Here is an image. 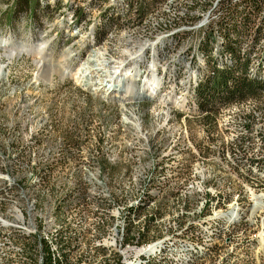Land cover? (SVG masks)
Listing matches in <instances>:
<instances>
[{"label": "bare ground", "instance_id": "obj_1", "mask_svg": "<svg viewBox=\"0 0 264 264\" xmlns=\"http://www.w3.org/2000/svg\"><path fill=\"white\" fill-rule=\"evenodd\" d=\"M165 1L171 4L178 2ZM221 1L217 0L214 7ZM163 3L154 6L153 15L158 13ZM150 14L141 23L131 22L130 25H145ZM134 17L135 13H131L130 20ZM94 26H91L89 35L91 45L78 56L82 60L91 48L101 46L103 41H108L107 38L119 31L115 25L104 40H97ZM210 26L200 27L208 29ZM50 29L53 31V27ZM51 30L44 31L42 38ZM182 32L181 29H175L157 36L154 32V39H149L145 46L139 47L140 51L131 52L119 63L129 62L132 56L133 59L144 56L143 51L149 50L159 41L161 43L155 48L156 57L161 62L166 60L164 65L169 63L171 66L168 74L170 79L175 78L174 73L181 67L180 63L187 61L185 72L190 69L195 73L189 81L184 80L188 81L189 88L183 86L181 81H174L167 88L171 94L174 86L178 89L173 101L169 102L170 108L184 104L186 114H200L208 118L210 124L207 132L215 136L217 127L223 142L215 145L210 143L205 148L191 141L186 134L187 137H182L181 142L178 137L177 142L171 143L168 148L160 144L156 147L148 146V160L141 181H107L104 174L103 141L94 136L95 145L87 147L83 137H88V131L74 133L73 136L69 133L67 141H64L70 151L67 155L63 153V159L80 173L74 181H39L34 172L27 171L23 175L20 171L14 175L1 164L6 158L0 148V264H124V252L136 254L134 264H207L212 260L219 264H233L243 258L244 255L239 257L240 251L246 248L257 251L253 242H237V237L245 233L250 224L258 227L260 223L264 232L262 208H256V201L249 200L247 195L249 187H256V180L264 182V124L258 126L257 117L250 110V106L257 104L255 112L264 118V91L256 98L222 105L209 111L213 113V118L222 120V123H211L212 114L199 110L196 98L197 87L211 73L201 51L203 37L190 36L183 39ZM38 33L41 34L40 31ZM63 34L59 31L47 41L40 40L48 44L46 48L58 51L62 48V40L65 45L72 39L63 38ZM30 37L35 38L36 42L40 41L35 31L30 33ZM30 45L26 48L24 46V49H19V46L1 48L5 51L4 55L10 58L30 55L38 67L37 77L43 74L44 80L49 81L55 76L61 79L74 77L80 87L93 96L97 95V99L115 102L111 99H122L124 93L139 95L130 86L120 93L115 83L108 90H103L101 85H94L101 76L102 66L108 75L112 73L110 62L101 61L98 52L89 54L77 71L72 72V53L53 61L44 57L46 49L39 47L36 50ZM261 45L264 47V41ZM32 50L35 52L31 53ZM148 54L151 57L152 53ZM2 56L0 53V58ZM148 65V71L138 65L132 68L137 69L134 77L143 78L140 86H143L144 91L141 93L142 98H138L141 100L137 102H157L153 98L159 92L156 80L157 77L162 78L164 66L157 63L155 57L154 61H148ZM113 66L116 68L117 64ZM4 68L0 65L2 77ZM185 78L186 75L181 80ZM99 92L103 93L100 95ZM170 96L167 94L159 100L169 99ZM84 118L81 125H86L88 118ZM187 118L184 117V120ZM140 126L137 124L138 129ZM48 132L55 134L51 130ZM41 134L34 132L33 136ZM217 153L222 163L211 160ZM207 167H214L231 184L238 185L240 190L227 188L217 192L216 186L211 184L208 188L215 190V193L209 192L207 199H197L194 203V199L198 198L195 196L197 193L194 185L198 183L199 170ZM233 167L244 172L239 174V180L228 169ZM41 188L43 192H40ZM243 190L245 197L240 195ZM174 204L181 207L180 213L171 210ZM226 234L230 236L223 247ZM259 247L264 249L261 241ZM257 252V259L264 258L261 249ZM248 261L244 263L251 262Z\"/></svg>", "mask_w": 264, "mask_h": 264}, {"label": "rangeland", "instance_id": "obj_2", "mask_svg": "<svg viewBox=\"0 0 264 264\" xmlns=\"http://www.w3.org/2000/svg\"><path fill=\"white\" fill-rule=\"evenodd\" d=\"M44 1L47 2L46 7ZM203 1L178 0L171 4L160 0L154 4L157 6L164 2L158 13L153 15L151 10L146 15L147 17L152 12L147 23L138 26L127 25L131 21V13L127 10L122 12L121 17L126 22L121 21L123 25H117L119 31L107 38L108 41H103L101 46L91 48L89 51V54L98 52L100 60L110 62L109 69L112 70V73L110 72L108 75L105 72L107 70L102 69V66L101 76L96 79L94 85H101L103 90H108L111 89L112 83H115L120 93L130 86L140 96L133 92L124 93L122 99L112 98L111 101L115 102H109L97 99V95L93 96L87 92L77 84L74 77L67 76L61 79L55 76L54 80L50 81L44 80L43 74H39L37 77L38 67L35 66L30 55L10 58L4 55L5 51L1 47L19 46V49H24V46L26 48L28 45L36 43L35 46H30L35 47L36 50L39 47L46 49L43 52L46 53L44 57L53 61H58L72 53L74 57L71 63L72 72H75L89 55L87 54L84 60L78 57L91 45L89 39L91 26L101 22L103 10L111 7L113 1L102 5L103 8L91 9V0H39V8H48V15L42 18V24L39 25L30 18V14L32 15L37 9L36 0H20L16 14H13L16 0H0V14H2L0 18V53L3 55L0 58V65L5 67L3 77L0 75V148L3 149V156L6 158L1 164L14 175L19 171L22 175L26 171L34 172L39 181H74L76 177L80 176V173L77 168L64 161L63 153L67 155L70 151L64 141H67L69 133L73 136L74 133L88 131V137H83L87 147L91 148L95 145L94 136L103 141L104 174L107 181H114V179L117 181H141L146 170L148 160L146 149L149 148L148 146L156 147L160 144L168 148L171 143L177 142L178 137L181 142L182 137L187 136L198 146L203 145L206 146L205 148L210 143L215 145L223 142V136L217 127L215 136L207 132L210 124L208 118H203L200 114H195L201 116L197 119L189 118L191 115L184 111L186 107L184 104L173 106L176 110L170 108L169 102L173 101L178 89L174 86L171 94L167 92V88L171 87L170 84L174 81H181L183 86L189 88L188 81L193 78L195 73L190 69L187 73L185 72L187 61L180 63L181 67L175 70V78L170 79L168 74L171 66L169 63L164 65L166 60L161 62L162 60L156 57L155 48L161 43L159 41L149 50H144V56L137 59H133L132 56L129 62L119 63L124 61L131 52L140 51L139 47L145 46L149 39H154L155 36L165 31L181 29L183 30L181 36L183 39L190 36L199 38L211 35L210 31L207 33L209 29L200 26L217 24L220 19L219 8L223 0L215 7L214 3L217 0ZM12 2H14L13 6ZM22 3H26V11L21 8ZM80 10H85L87 15L85 19L76 23L74 14L75 11ZM212 17L215 19H211ZM50 27H53V31ZM215 28L217 27L215 26ZM49 30L52 32H49L43 39V32ZM34 31L39 38L37 40L47 41L59 31L64 33L63 38L72 39L65 45L62 40V48L58 51L51 48L53 50L51 51L50 47L46 48L48 46L46 42L43 43L41 40L36 42L35 38L30 37V33ZM52 42L50 43L51 47ZM33 51L30 52L34 53L35 51ZM149 52L154 55L153 57L151 55L152 58L148 54ZM154 57L157 63L164 66L161 71L162 78L157 77L156 80L159 92L153 98L157 102H137V100H141L138 98H142L141 93L144 91L143 86H140L143 83V78L134 77L137 69L132 70V68H136L138 65L143 70H147L150 66L148 61H154ZM114 64H117L116 68H114ZM208 68L210 70V65ZM184 75L186 78L181 80ZM49 82L51 83L49 84ZM160 92L161 96L157 97ZM101 93L103 92H99L100 95ZM167 94L171 95L169 99L159 100ZM121 104L124 106L122 107ZM256 105L250 106V110L253 111L255 118L257 117L258 126H263L264 118L260 113L256 114L254 109ZM187 116L188 118L184 120V117ZM84 117L88 118L86 125H81V120L85 119ZM137 124H140L141 128L138 129ZM50 130L55 134L48 132ZM34 132L42 134L35 137L33 136ZM199 174L197 176L198 183L194 185L195 193H197L195 196L198 198L194 199V203L198 201L197 199L199 201L207 199L209 192L215 193V190L208 188V185L211 184L216 186L217 192L227 188L237 191L238 185L231 184L228 178L216 171L214 167L200 168ZM40 192H43L42 188ZM240 195L245 197L244 190ZM180 208L174 204L171 210L174 213H180ZM193 208L195 209V206ZM246 240L253 242L257 246V251L261 249L264 254V249L259 247V241L264 247V232L260 223L258 227L255 224H250L245 229V233L237 237V242ZM257 251L251 248L240 251L239 257L244 255L243 258H239L240 261L233 264H264V258L257 259ZM202 259L207 260V258ZM243 260L251 262L244 263ZM207 264L219 263L212 260Z\"/></svg>", "mask_w": 264, "mask_h": 264}, {"label": "trees", "instance_id": "obj_3", "mask_svg": "<svg viewBox=\"0 0 264 264\" xmlns=\"http://www.w3.org/2000/svg\"><path fill=\"white\" fill-rule=\"evenodd\" d=\"M111 1L114 3L104 7L101 22L94 26L97 40H104L112 27L126 22L121 17L123 11L135 13L127 25L139 24L160 0H91L90 8H103L102 5ZM36 2L37 9L30 18L41 25L48 8H39V0ZM223 2L218 23L208 28L207 33L210 31L211 35L202 36L201 51L211 70L196 89L198 107L203 112L256 98L264 91V47L261 45L264 41V0ZM19 3L20 0H16L13 14L18 12ZM44 5L47 6L46 1ZM21 8L26 11V3H22ZM86 15L85 10L75 11V22L82 21Z\"/></svg>", "mask_w": 264, "mask_h": 264}, {"label": "built area", "instance_id": "obj_4", "mask_svg": "<svg viewBox=\"0 0 264 264\" xmlns=\"http://www.w3.org/2000/svg\"><path fill=\"white\" fill-rule=\"evenodd\" d=\"M158 6H159V4H157V7ZM222 9L223 8H219V11H223ZM211 19H215V17L214 18L212 17ZM172 110H176V109L172 108ZM206 114H212V122L211 123H222V120L220 118H213V113L208 112ZM196 117H201V116H189V118H196ZM210 141H212V140H210ZM189 144H190V142H189ZM226 151H227V155H228V150H226ZM195 156H196V154H194V157ZM211 160L222 163V158L218 157V153H217L216 157H212ZM222 165H224V164H222ZM224 166H226V165H224ZM228 169L234 172V176L236 177L237 180H239V174L244 173L243 171L237 170L236 167L228 168ZM250 180H252V179L250 178ZM244 183H247V182H244ZM247 195L249 196V200H255L256 201V208H262V213L264 215V182L260 181V180H256V187H249V193ZM248 220H250V217H248ZM228 236H230V234H226L224 237L223 247H224V244L227 242ZM243 242H248V240L242 241L241 243H243ZM124 253H125V263L124 264H134L136 254H133L130 252H124ZM215 257H216V255H215ZM225 259H226V257H225Z\"/></svg>", "mask_w": 264, "mask_h": 264}]
</instances>
